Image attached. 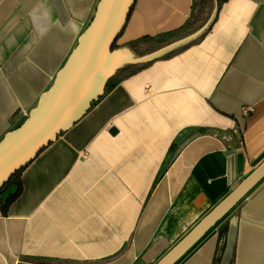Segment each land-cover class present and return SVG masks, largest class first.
Returning <instances> with one entry per match:
<instances>
[{
	"label": "crops",
	"instance_id": "obj_1",
	"mask_svg": "<svg viewBox=\"0 0 264 264\" xmlns=\"http://www.w3.org/2000/svg\"><path fill=\"white\" fill-rule=\"evenodd\" d=\"M97 1L0 0V138L51 85ZM134 2L114 48L168 49L124 64L23 167L6 208L16 185L0 191V264H155L264 161V0ZM231 222L229 264H264V178L174 264H216Z\"/></svg>",
	"mask_w": 264,
	"mask_h": 264
},
{
	"label": "water",
	"instance_id": "obj_2",
	"mask_svg": "<svg viewBox=\"0 0 264 264\" xmlns=\"http://www.w3.org/2000/svg\"><path fill=\"white\" fill-rule=\"evenodd\" d=\"M135 0H98L90 21L77 39L51 85L38 96L25 119L0 138V189L48 144L71 127L104 93L107 80L126 63L151 59L168 48L132 58L114 44ZM112 127L110 133H115ZM262 178L264 161L243 178L155 264H174ZM231 222L216 264H229L235 240Z\"/></svg>",
	"mask_w": 264,
	"mask_h": 264
},
{
	"label": "trees",
	"instance_id": "obj_3",
	"mask_svg": "<svg viewBox=\"0 0 264 264\" xmlns=\"http://www.w3.org/2000/svg\"><path fill=\"white\" fill-rule=\"evenodd\" d=\"M223 1H225V0H216V3H217V5L219 6V4H221ZM209 27L210 26H208L200 35H199V37L197 38V39H199V38H201L202 36H203V34L209 29ZM178 31H180V30H178ZM178 31L176 30L175 32L173 31V32H170V33H168L167 34V36H172V35H175L176 33H178ZM170 53H168V54H165V55H162V57H165V56H167V55H169ZM145 64H147V63H144L143 65H145ZM143 65H141V66H143ZM121 75H123V73H122V68L121 69H119L112 77H110L108 80H107V82H106V84H105V87H104V93L102 94V97L104 96V94L106 93V92H108L112 87H114L118 82H119V80H120V76ZM127 75V74H126ZM100 99V98H99ZM95 103V102H94ZM93 103V104H94ZM92 104V105H93ZM22 169H23V167L20 169V170H18L16 173H14L10 178H9V180L7 181V183H9L8 185H10L11 183H14L15 185H16V190H15V192L14 193H12V194H10L5 200H4V202H3V204H2V207L3 208H6L8 205H9V203H11V201H13L18 195H19V193H20V191H21V185H20V181H19V175H20V173H22L21 171H22ZM7 186H5V185H3V187L0 189V191H2L4 188H6Z\"/></svg>",
	"mask_w": 264,
	"mask_h": 264
},
{
	"label": "rangeland",
	"instance_id": "obj_4",
	"mask_svg": "<svg viewBox=\"0 0 264 264\" xmlns=\"http://www.w3.org/2000/svg\"><path fill=\"white\" fill-rule=\"evenodd\" d=\"M8 184H9V183L5 182V184H4V185H5V186H8Z\"/></svg>",
	"mask_w": 264,
	"mask_h": 264
}]
</instances>
